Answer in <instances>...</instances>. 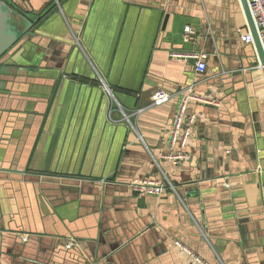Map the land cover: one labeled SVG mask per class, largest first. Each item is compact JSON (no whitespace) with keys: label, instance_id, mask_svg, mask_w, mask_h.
Returning a JSON list of instances; mask_svg holds the SVG:
<instances>
[{"label":"crops","instance_id":"0c3cea01","mask_svg":"<svg viewBox=\"0 0 264 264\" xmlns=\"http://www.w3.org/2000/svg\"><path fill=\"white\" fill-rule=\"evenodd\" d=\"M10 1L30 16L52 2ZM62 1L0 74V264H196L177 242L264 264V68L238 0ZM173 52L207 55L205 72ZM191 87L219 106L189 104L200 119L177 165L163 157ZM159 89L172 100L151 107ZM166 177L175 192L130 188ZM213 182L223 207L203 232Z\"/></svg>","mask_w":264,"mask_h":264},{"label":"built area","instance_id":"2783aa9c","mask_svg":"<svg viewBox=\"0 0 264 264\" xmlns=\"http://www.w3.org/2000/svg\"><path fill=\"white\" fill-rule=\"evenodd\" d=\"M250 8V12L255 23V27L259 34L261 44L264 49V0H247ZM195 35V29L191 26H187L184 30V39L186 42H190ZM242 40L246 44L253 43L252 34L242 36ZM171 58L192 60L195 62L196 70L198 73L203 74L206 70L207 55L203 53H171ZM261 68H263L261 66ZM191 87L187 90V93L183 96L177 112L174 116L171 129L168 133L169 145L172 149V153L165 155L163 158L171 163L180 164L184 161H190V155L187 153L188 141L192 138V128L200 119L199 114H193L189 112V104L196 102L197 104L205 106H219V102L211 94L197 95ZM172 95L165 90L159 89L155 91L151 97V107L162 106L169 103L172 100ZM141 112V110L139 111ZM125 117V116H124ZM126 118V117H125ZM228 186V184H226ZM132 191L138 195H156L160 196L168 191H176L174 184L166 177L164 181H157L153 178H144L133 181L130 184ZM177 247L181 248L186 254L191 256L196 264H211L203 260L194 251L187 246L176 243Z\"/></svg>","mask_w":264,"mask_h":264},{"label":"water","instance_id":"95a60500","mask_svg":"<svg viewBox=\"0 0 264 264\" xmlns=\"http://www.w3.org/2000/svg\"><path fill=\"white\" fill-rule=\"evenodd\" d=\"M55 0L52 2L46 3L44 9L39 12H32V16L29 13H24L19 7L16 6L15 1L10 0H0V74H3L9 69L15 68V66H9V58L10 56L18 50L22 46V44L27 41L31 36H38L39 31L42 29L44 22L46 21L45 18L49 19L54 15V8L57 6H53L51 12L49 14H45L47 9L54 3ZM71 0H63L60 2V6H64L66 3L70 2ZM239 4H241L244 12V16L247 21V25L249 30L253 36V44L257 51L258 61L260 65L264 68V49L261 44L259 34L255 27V23L253 21L249 4L247 0H238ZM19 8V9H18ZM21 10V11H20ZM48 16V17H47ZM213 190H205L211 188ZM220 188V184L218 186L217 182H213L211 185L202 186L201 189L204 190L202 195L207 197V194H213L214 198H201L200 203L203 206H200V216L197 217L198 227L203 232L207 230L208 223H205L203 220V211L204 213L209 215V211L211 209H218L220 205L223 207L222 203L218 202L217 194L218 189ZM206 191V192H205ZM210 191V192H209ZM213 201H216V204H211ZM220 212V211H219ZM226 212V211H223ZM221 213V212H220Z\"/></svg>","mask_w":264,"mask_h":264},{"label":"trees","instance_id":"16d2710c","mask_svg":"<svg viewBox=\"0 0 264 264\" xmlns=\"http://www.w3.org/2000/svg\"><path fill=\"white\" fill-rule=\"evenodd\" d=\"M51 10H52V9H51ZM51 10H50V12H51ZM50 12H49V13H50ZM49 13H48V14H49Z\"/></svg>","mask_w":264,"mask_h":264}]
</instances>
